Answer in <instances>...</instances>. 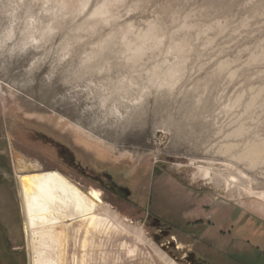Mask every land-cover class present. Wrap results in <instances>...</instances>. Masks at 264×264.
Returning a JSON list of instances; mask_svg holds the SVG:
<instances>
[{
    "label": "rangeland",
    "instance_id": "rangeland-1",
    "mask_svg": "<svg viewBox=\"0 0 264 264\" xmlns=\"http://www.w3.org/2000/svg\"><path fill=\"white\" fill-rule=\"evenodd\" d=\"M18 156L119 223L66 264H264V0H0L6 264Z\"/></svg>",
    "mask_w": 264,
    "mask_h": 264
},
{
    "label": "bare ground",
    "instance_id": "bare-ground-1",
    "mask_svg": "<svg viewBox=\"0 0 264 264\" xmlns=\"http://www.w3.org/2000/svg\"><path fill=\"white\" fill-rule=\"evenodd\" d=\"M254 153L251 148L250 154ZM15 161L30 264H66L71 231L84 236L78 242L81 249H86L91 232L119 228V223L105 211L98 189L84 190L68 176L54 169L45 170L37 162L19 156ZM83 261L81 264H85Z\"/></svg>",
    "mask_w": 264,
    "mask_h": 264
},
{
    "label": "flooded vegetation",
    "instance_id": "flooded-vegetation-1",
    "mask_svg": "<svg viewBox=\"0 0 264 264\" xmlns=\"http://www.w3.org/2000/svg\"><path fill=\"white\" fill-rule=\"evenodd\" d=\"M4 171L2 170V168H0V178L1 179H4L3 178V174ZM1 229V227H0ZM1 232V231H0ZM5 259V260H4ZM6 250L5 248L3 247V244H2V235L0 234V264H6ZM190 260L194 263V264H206L205 262H202L200 261V259L196 258L194 255H192L190 257Z\"/></svg>",
    "mask_w": 264,
    "mask_h": 264
}]
</instances>
